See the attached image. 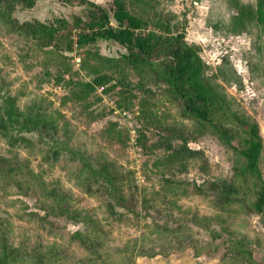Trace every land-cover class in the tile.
<instances>
[{"label": "rangeland", "instance_id": "1", "mask_svg": "<svg viewBox=\"0 0 264 264\" xmlns=\"http://www.w3.org/2000/svg\"><path fill=\"white\" fill-rule=\"evenodd\" d=\"M89 1L109 9L113 0ZM124 1L129 11L147 20L145 31L180 34L196 46L205 75L221 86L231 109L255 120L262 137L258 168L264 180V25L256 18L259 0ZM242 4L254 15L237 24L232 17ZM13 8V24L0 15V96H14L17 108L39 111L47 124L14 132L10 142L0 132V163L17 160L48 187H57L71 209L97 220L112 248L166 251L184 246L165 255L138 256L134 264H249L246 253L235 254L229 235L243 241L251 260L264 261L259 215L242 197L223 203L216 196L218 180L230 181L242 158L186 114L151 68L136 69L121 60L125 49L118 43L100 39L83 48L73 42L72 50L61 49L66 37L76 38L77 29L71 35L67 31L73 17L86 12L78 0H35L30 7ZM61 18L68 26L59 30L54 45L41 46L19 27L25 21L48 24ZM158 22L167 23L168 29ZM110 23L116 24L113 19ZM96 74H107L110 80L95 84L85 99L78 98L68 81L91 80ZM123 111L130 117L122 116ZM55 141L80 150L94 165L106 160L121 179L126 207L115 205V212L109 211V197L95 183L88 192L80 183L81 162ZM183 143L186 149H181ZM40 205L31 190L15 183L0 186V220L15 246L39 252L50 247L74 261L91 255L70 237L83 224L51 215ZM190 243L203 246L199 255ZM212 245L215 251L209 250Z\"/></svg>", "mask_w": 264, "mask_h": 264}, {"label": "trees", "instance_id": "2", "mask_svg": "<svg viewBox=\"0 0 264 264\" xmlns=\"http://www.w3.org/2000/svg\"><path fill=\"white\" fill-rule=\"evenodd\" d=\"M86 6L84 16L75 15L72 24L67 31L71 35V29H77L76 38L66 37L61 49L72 50L73 42L78 48L94 45L98 40L114 41L125 49L120 58L126 64L136 69L151 68L153 75L161 79L165 84V90L181 103L183 111L197 121L200 127H209L228 147L242 160L235 166V175L228 181L218 180L217 198L223 203L242 197L257 215L264 225V180L258 168V159L262 148V137L258 124L245 114H239L231 109L221 91V86L215 84L204 73L205 64L194 45L187 44L181 39L180 34H164L158 30H147V20L138 16L126 6L124 0H113L109 9L97 5L89 0H78ZM35 0H0V15L6 21L13 24L10 19L13 5L19 4L30 7ZM256 18L264 25V0L258 1ZM237 14L232 17L234 23L243 24L247 17L254 15L251 7L238 6ZM113 19L116 24L110 23ZM158 27L168 29V24L158 22ZM66 19H57L55 23H45L39 20L25 21L19 26L24 32L42 46L54 45L61 28H67ZM98 55L102 60L103 56ZM229 72H233L229 69ZM62 79V78H59ZM110 77L107 74H96L91 80L68 81L73 84L75 93L80 99H85L94 89L95 84L107 82ZM0 132L10 140L15 138V133L39 130L46 127L45 119L39 111L27 107L25 111L15 105V98L10 94L0 96ZM228 123V125H226ZM19 137V135H18ZM235 144L233 143L234 141ZM54 142L57 148L63 147L68 154L76 157L80 163V183L90 192L92 183L103 187L109 199L107 208L115 212V205L126 207L128 198L120 189L121 179L109 168L106 160L96 165L90 163L88 157L76 148L68 144ZM61 145V146H60ZM170 146V144H168ZM182 144L181 149H186ZM174 153H179L173 151ZM181 154V153H179ZM7 183H15L25 191H32L37 201L51 215L63 214L75 222H80L85 228L74 230L70 237L77 239L82 245L90 249L91 255L79 261L71 260L65 255H59L53 248L47 247L42 252L38 250L28 251L25 247L15 246L10 241L9 230L5 221L0 220V264H23L27 259L29 264H134L138 256H154L167 254L170 249H181L169 246L168 250H139L135 248L108 246L102 235L100 225H96L94 218L86 211L71 209L67 197L57 190V187L46 184L28 167L25 168L19 161H6L0 163V186ZM98 223V222H97ZM155 226H159L154 223ZM227 242L235 249L236 255L246 253L249 264H264V261L251 260L249 250L244 247L241 239H234L233 235ZM194 255H199L203 246L190 243ZM92 248V250H91ZM217 246H210V251H215ZM238 257V256H237Z\"/></svg>", "mask_w": 264, "mask_h": 264}, {"label": "built area", "instance_id": "3", "mask_svg": "<svg viewBox=\"0 0 264 264\" xmlns=\"http://www.w3.org/2000/svg\"><path fill=\"white\" fill-rule=\"evenodd\" d=\"M97 89H98L99 91H101V90L103 89V86H99V87H97ZM112 107L114 108V106H112ZM114 112H115V113H121V112H119V111H118L117 109H115V108H114ZM122 116H124V117H126V118H127V117H130V116H129V113H127L126 111H123V112H122Z\"/></svg>", "mask_w": 264, "mask_h": 264}]
</instances>
